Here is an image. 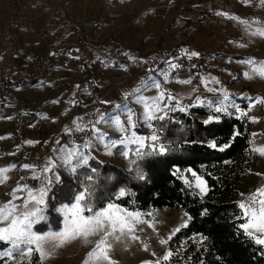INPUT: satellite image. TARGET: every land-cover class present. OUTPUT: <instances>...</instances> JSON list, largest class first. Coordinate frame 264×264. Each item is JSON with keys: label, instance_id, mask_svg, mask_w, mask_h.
Listing matches in <instances>:
<instances>
[{"label": "rangeland", "instance_id": "rangeland-1", "mask_svg": "<svg viewBox=\"0 0 264 264\" xmlns=\"http://www.w3.org/2000/svg\"><path fill=\"white\" fill-rule=\"evenodd\" d=\"M84 1L87 8L98 3L105 6V12L97 14L98 22L85 19V23L89 22L88 37L80 47L86 56H77L90 66L99 62L98 73L92 69V75L83 85L82 67H79L68 71L62 83L44 81L33 85L15 104L0 99V170L8 169L0 171V207L10 202L23 211L28 190L39 195L41 188H48L44 205L28 206L29 210L42 209L38 215L44 219L33 223L31 230L45 237L38 242L44 256L36 251V244L13 248L5 241L9 247L0 251V260L9 258L16 264H34L33 258L38 255L39 264H108L102 255L99 259L89 255L98 236L89 237L88 243L83 238L64 243L52 238L65 227V213L61 209L71 207L76 199L55 209L63 217L60 230L39 232L35 226L49 219L47 200L53 187L62 188V198L67 194L65 186L69 178L95 162L101 166H119L122 172L135 178L143 175L137 166L141 158L135 151L138 145L131 140L133 136L150 137L155 131L153 121L157 119H146L149 106L164 119L181 109L185 112L208 109L216 115L247 118L251 124L253 161L238 198L240 203H246L255 196L257 204L264 199V193H259L264 189V152L261 151L264 150V76L260 75L264 71V35L260 34L264 32V0ZM68 2L74 9L78 5V0H65V4ZM145 9L173 12L172 20L170 13L167 19L172 22L168 21L170 24L162 28L167 21L156 20V15L153 16L159 24L152 21V14ZM141 15L139 22L137 17ZM208 15L211 17L207 21ZM92 40L98 42L88 46L90 43L86 42ZM193 52L198 55H191ZM186 80L191 83H181ZM156 83L159 88L154 86ZM161 92L164 97L158 100ZM217 108L224 111L217 112ZM129 110L134 127L128 124ZM212 117L207 116L205 121ZM115 119L127 131L118 130ZM77 126L82 130H77ZM93 126L99 132H94ZM100 134L103 139H97ZM120 140L125 143H117L114 148L105 146ZM86 142L91 147H84ZM77 149L88 157V162L73 172L71 166L65 165L64 158ZM125 151L127 157L121 154ZM142 151L150 149L146 147ZM76 164L77 160L73 159L72 165ZM46 167L52 170L45 172ZM193 172H185L183 179L205 197L207 184L206 194H202L195 186ZM196 176L201 177L197 173ZM23 186H27L24 191H15ZM185 214L180 209L162 208L149 217L140 214L131 219L134 225L131 234L126 233L120 241L108 238L111 244V248H105L108 257L115 264H156L157 261L175 264L172 256L168 260L163 257L178 233L173 235L174 230L185 228L181 227L185 222L189 225V216ZM7 223L0 222V227ZM161 240L167 243L161 244ZM28 248L33 251L28 252ZM9 252L11 256L7 255ZM16 254L19 258L14 257Z\"/></svg>", "mask_w": 264, "mask_h": 264}, {"label": "trees", "instance_id": "trees-1", "mask_svg": "<svg viewBox=\"0 0 264 264\" xmlns=\"http://www.w3.org/2000/svg\"><path fill=\"white\" fill-rule=\"evenodd\" d=\"M67 63L69 67L83 64L85 82L92 75L90 71L98 73L101 65L98 62L90 66L70 57ZM209 115L213 119L205 123ZM153 128L159 136L157 145H163L167 151L138 160L144 179L122 172L119 166H101L95 162L69 178L65 186L67 194L62 198V188L53 187L47 200L49 219L37 224L35 229L39 232L60 230L63 217L55 209L61 204H70L87 188L89 192L83 205L93 211H85V216L114 204L146 217L162 208L180 209L191 217L189 225L169 243L175 264H264V245L256 244L240 228L245 219L237 201L253 161L249 120L216 115L208 109L177 110L166 119L154 120ZM212 143L217 147H210ZM225 145L228 147L220 151ZM189 170L206 181L205 197L192 185L185 184L183 176ZM89 176L91 181L87 179ZM121 189L126 195L119 196ZM8 247L7 242L0 240V251ZM33 262L39 264L38 255ZM0 264L16 263L5 258Z\"/></svg>", "mask_w": 264, "mask_h": 264}, {"label": "snow or ice", "instance_id": "snow-or-ice-1", "mask_svg": "<svg viewBox=\"0 0 264 264\" xmlns=\"http://www.w3.org/2000/svg\"><path fill=\"white\" fill-rule=\"evenodd\" d=\"M261 35H264V32L260 33ZM191 55L195 56L198 55L197 53L193 52ZM251 63V62H249ZM172 67H176L173 65ZM261 76H264V71L260 73ZM245 76H248L247 73H245ZM250 78V77H249ZM181 83L189 84L191 83V80L181 81ZM156 88H159L160 85L156 83L154 85ZM164 93L161 92L160 96L157 98L163 99ZM169 99H172L171 96H169ZM147 103V102H145ZM183 110V109H181ZM239 111V109H237ZM162 111V109H161ZM217 112L224 111L223 108H217ZM146 119L148 121H151L152 119H164V116L155 115L154 111L152 110V107L149 106V112L146 115ZM218 119V118H217ZM211 122V118L209 121H205V123ZM128 124L130 127H134L135 125L131 121V112L129 110V116H128ZM114 126L121 131H127V129L124 128V125L119 119H115ZM151 127V125L149 124ZM77 130H82L79 126H77ZM94 132H99L98 129L93 126L92 129ZM239 133H237L238 135ZM97 139H103V134L98 135ZM159 140V136L154 131L153 134L150 137H139L136 138L133 136V139L131 140L132 143H136L138 147L136 148V155L139 157H143L145 155H153V154H164L167 149L163 145L157 146V142ZM151 143H148V142ZM117 143L124 144V140L120 141H112L110 144H106L105 146L107 148H114L117 146ZM210 147H217L215 143H212L209 145ZM84 147H91L90 142H86ZM149 148L150 151H142L144 148ZM225 147H228V145H225L223 147H220V151H223ZM264 152V150H261ZM110 154V153H109ZM122 155L125 157L128 156V152H122ZM73 159L77 160L76 165H72ZM88 162V157L85 156L83 153L79 151V149L75 151H70L67 153V156L64 158L65 165L71 166L70 170L75 172L76 167L80 165H86ZM14 167V166H13ZM25 168H29V165H24ZM54 167V165H53ZM51 168H45L44 171H51ZM0 171H8L6 170H0ZM92 171H95L93 169ZM179 172V169L176 170ZM191 171V170H189ZM192 175L195 177V186L200 189V192L202 194H206V182L199 176H196V173H192ZM39 178V177H34ZM4 179H7V177H4ZM59 178L57 177V180ZM89 181L92 180V177H87ZM139 179H144V176L142 174L139 175ZM51 184V181L48 182ZM185 184L188 186H191V182L188 180H185ZM27 186L18 187L15 191H24ZM48 188L44 187L39 190V195H36L33 193L32 190H28V200L24 202L23 208L24 210L21 211L19 207L15 204L6 203L3 205V207H0V222L7 221V225L5 227H0V240L10 242L13 246V248H19L20 244H27L32 245L36 244L37 248L36 251L40 252L41 256H44V252L41 250L39 241H42L45 239L43 236L35 235L32 232V225L37 220L44 219L42 215H38L42 212V209L40 207H35L31 210H29V204L34 203L35 205H44L45 204V196L47 194ZM89 192V189H85L79 195L76 197V203H74L71 207L61 209L65 213V227L64 230L60 233L54 234L52 236L53 239H59L61 243H64L65 241L76 239V238H83L85 243L89 242V237L98 236L99 239L96 241V246L93 252L89 253L90 256H95L97 259L100 258V256H103V259L108 262V264H115L114 261H112L106 251L105 248H111V244L108 243V238L113 237L116 241H120L121 237L124 236L126 233L131 234L134 229V225L131 222V219H134L136 217H139V213H131L126 212L124 209H119L118 206L114 204H108V206L100 211L94 212L93 215L85 216L83 213L85 211L92 212L91 207H85L82 205V202L87 199V194ZM259 193H264V189H260ZM126 195V192L124 189H121L119 192V196ZM18 198V197H17ZM239 207L243 210V218L246 220L245 223L240 225V228L243 230L245 235H248L249 237L253 238L255 240L256 244L264 245V199H260L259 203L257 204V199L255 196L250 198V203H240ZM120 213H124L121 215ZM187 215V214H185ZM35 218V219H33ZM188 219H191L189 217ZM137 223H140L142 221L137 220ZM187 222L181 225V227H186ZM180 228H176L173 232V235L175 232H179ZM132 239H138V237L132 236ZM171 239V236L169 237ZM203 239H206L203 238ZM161 244L167 243L166 240H161ZM146 250V246H145ZM33 251L32 248H28V252ZM7 255L11 256V252L7 253ZM172 256V252L169 251L164 257V260H168ZM156 264H160L159 261L156 262Z\"/></svg>", "mask_w": 264, "mask_h": 264}, {"label": "crops", "instance_id": "crops-1", "mask_svg": "<svg viewBox=\"0 0 264 264\" xmlns=\"http://www.w3.org/2000/svg\"><path fill=\"white\" fill-rule=\"evenodd\" d=\"M152 10L145 9L152 14V21H155L153 15L158 16L156 20L161 18L162 23L167 21L170 12ZM104 12V5L98 3L92 8H87L84 0H78L75 9L69 2L65 4V0H0V74L12 76L19 68L38 56L47 54L57 64V69L55 66L54 72L46 80L48 83H62L61 80L67 79L65 75L68 71L82 67L81 84L85 85L83 64L69 67L67 59H79L77 56L84 54L80 46L88 37L89 22L85 23V19L89 18L93 23L98 22L97 14ZM172 13L171 20L174 16ZM142 17H137V20L140 22ZM168 21L170 22V19ZM168 21L162 28L172 22ZM97 42L92 40L86 43H90L87 44L89 46Z\"/></svg>", "mask_w": 264, "mask_h": 264}, {"label": "built area", "instance_id": "built-area-1", "mask_svg": "<svg viewBox=\"0 0 264 264\" xmlns=\"http://www.w3.org/2000/svg\"><path fill=\"white\" fill-rule=\"evenodd\" d=\"M210 17L208 15L206 20H210ZM55 66L54 59L45 54L19 68L12 76L0 74V99L15 104L33 85L46 81L54 72ZM237 201L240 203L239 198ZM246 203H250V200Z\"/></svg>", "mask_w": 264, "mask_h": 264}]
</instances>
